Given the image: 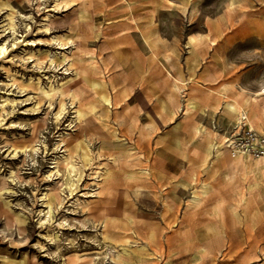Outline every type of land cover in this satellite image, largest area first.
<instances>
[{"label": "rangeland", "instance_id": "obj_1", "mask_svg": "<svg viewBox=\"0 0 264 264\" xmlns=\"http://www.w3.org/2000/svg\"><path fill=\"white\" fill-rule=\"evenodd\" d=\"M91 60L116 108L104 109L103 90L79 74ZM63 82V94L41 91ZM189 99L197 109L186 116ZM227 100L245 106L264 134V0H0V264H214L222 250L210 242L222 249L225 235L247 236L245 219H264V161L248 157L234 176L226 156L205 160L213 140L192 131L201 123L227 137L238 132ZM77 106L89 118L97 107L108 135L82 130ZM67 133L89 142L88 161L62 141ZM23 141L35 150L15 151ZM68 152L84 171L74 183L58 163ZM106 164L113 178L100 189L96 171ZM204 182L209 195L186 208ZM244 194L240 212L249 217H235ZM128 235L132 248L116 262Z\"/></svg>", "mask_w": 264, "mask_h": 264}, {"label": "bare ground", "instance_id": "obj_2", "mask_svg": "<svg viewBox=\"0 0 264 264\" xmlns=\"http://www.w3.org/2000/svg\"><path fill=\"white\" fill-rule=\"evenodd\" d=\"M66 3H68V2H66ZM57 5H60V4L57 3ZM79 15H80V18H84L85 17V11L83 9H79ZM143 39L145 40V42L148 45H151L150 37L143 36ZM187 44H189V46L194 45L195 44L194 38L190 36ZM64 57L66 58L67 55L64 54ZM88 72H91L92 74L97 75L98 79L89 78ZM81 73L85 76L86 80H88L90 82V84L94 88V90H103L102 92L98 93L97 95L99 97V102L103 105L104 109L105 108L109 109V108H113V107L116 108L117 107V103L114 102L113 97L108 95L105 92V91L108 90V83H107V80H106L105 72H104V70H102L99 67L97 61L93 60L91 63H89L88 67H86L85 69H81L79 71V74H81ZM68 82H70V81H68ZM68 82H63L58 87H56L54 85H51L49 89H47L45 87H41V91H44V92H46L48 94H50L52 92L60 91L63 94L65 88H67V86H68ZM177 87L174 84H171L169 86V90H170V95L169 96H170V100H174V101L179 102L180 101V93H179ZM44 95H45V93H44ZM92 100L93 99H91V101ZM64 109H65V102H64V100H61L60 110L57 113V116H60ZM184 109H185V115L186 116H189V115L193 114V112H195V110L197 109V101L195 99H191V100L189 99L186 102ZM223 110L231 113L232 116L236 118L237 131L239 130L238 128H240L239 123H240L242 117L245 116L248 119L247 110H246L245 106L240 105L235 100H227V101H225ZM75 111H76L77 120L79 122V126L82 128V130L85 129V128H88L90 126H93L95 128L99 127L104 132V134H103L104 136L108 135L109 131H108L107 124L103 121V118L98 113L97 107H95V106L91 107V114L93 115L92 118L87 117L85 112L81 109L80 106H77ZM175 113L176 112L173 111V114H175ZM201 113L206 114V115H210L212 117L214 116L212 114V112H210L209 109H207V108L203 109ZM192 131H193L194 135L196 136V138L200 137L201 135H204L205 138H210V139L213 140V142H210L208 144L207 148H206L205 160H209V159L214 158V160L212 161V163H214L215 161L219 160L221 157H223V156L225 157L226 156L227 160H229V161L232 160L235 163V167L231 166L232 169H233L234 176L239 172V167L240 166H243V167L248 169V167H249L248 157L249 156L244 151H241L239 153H235L234 151H232L230 149L229 145L227 144L229 142V140H232V139H230L229 137H227L224 134L219 133L218 131H215V130H212V129L208 128L207 126H205L204 124H201V123H197L196 125L192 126ZM61 139H62V141L64 143H66V146H68L69 143L74 141V143L77 146V148L79 150H81V152H82V158L85 161H88L90 159V157H91V148H90L89 142L86 139H83V138H81L79 136H73L72 133H67L66 135L62 136ZM92 139L93 138L90 136L89 140L92 141ZM217 140H219V142H217ZM218 143L219 144L221 143V144L219 145ZM113 144H121V145L123 144L124 145L125 143L122 142V141H117V142H114ZM18 149H22V150H25V151H34L35 150V145H33V144L29 143V142L23 141V142H20L19 144H15L14 145V150L17 151ZM68 153L69 154L67 156H65L62 160H59L58 163L65 162L66 167L68 169L69 178L71 179V182L74 183V181L72 179V174L77 173V174H79V176H81L84 171H83V167L81 165H78V163H77V161L75 159V156H73V154L70 153V152H68ZM133 153L134 152H132V149H129L127 154H126V158L127 159L133 158V155H134ZM219 155L221 157H219ZM112 161L114 163V166L115 165L119 166L120 163L122 162V158L121 157H113ZM142 172L147 173L149 171L144 170ZM96 173H97V175L95 177H99L100 178V179H97L98 180L97 186L99 185L98 187L100 189L108 187V185L110 184V182H111V180L113 178V171L110 168V165L106 164L104 166L103 170H97ZM141 174H143V173H141ZM130 177H132V176H130ZM99 180L102 181V182H100ZM7 184H8L7 180L4 179L2 181V183H1V188H6ZM66 185L69 186V183H66ZM250 187H248V188L252 189ZM59 188L63 189L62 187H59ZM52 189H54V188H52ZM210 189H211L210 184H208L206 182H204V183H202V184H200L198 186H195L193 188V196L190 199H188L187 202H186V208H191L193 205L199 204L205 197H207L209 195ZM47 202H46L47 205L51 208L52 207V201L49 200ZM247 202H248L247 195L246 194L242 195L240 197V201H239V204L237 205V208L233 209V216L240 217L241 216L240 208L244 204H246ZM81 204H82V206L84 205V208H86L85 210L91 209L92 206L95 205V204L92 205V202L89 199L87 201H85L84 203H81ZM130 239L133 240L132 238H129V235L124 238V240L122 242L123 243V252L122 253H118L117 254V258L113 257L112 259L114 261L117 262V261L122 260L123 254L124 253L125 254L129 253V251L132 248V247H130L131 246L130 245V243H131ZM134 242H136V240H134ZM199 251L201 253H203V252L206 251V248L203 247V246H200ZM116 262H114V263H116Z\"/></svg>", "mask_w": 264, "mask_h": 264}, {"label": "crops", "instance_id": "obj_3", "mask_svg": "<svg viewBox=\"0 0 264 264\" xmlns=\"http://www.w3.org/2000/svg\"><path fill=\"white\" fill-rule=\"evenodd\" d=\"M241 216L245 218L249 217L248 215L242 214ZM245 221L248 223L246 225L247 236L237 240L233 236L230 237L229 235H225L226 245L222 249L221 245L218 246L217 241L210 242H215V247L219 248L220 251L222 250V254L215 260L214 264H264V254L260 250V247L264 245L262 236L264 233V219H245ZM250 221L256 222L257 224L252 226L249 224ZM238 247H244L243 252H240Z\"/></svg>", "mask_w": 264, "mask_h": 264}, {"label": "built area", "instance_id": "obj_4", "mask_svg": "<svg viewBox=\"0 0 264 264\" xmlns=\"http://www.w3.org/2000/svg\"><path fill=\"white\" fill-rule=\"evenodd\" d=\"M237 125V123H236ZM238 132H233L227 143L232 151L239 153L244 151L249 157L256 160L264 161V134L257 130L248 120L243 116Z\"/></svg>", "mask_w": 264, "mask_h": 264}]
</instances>
